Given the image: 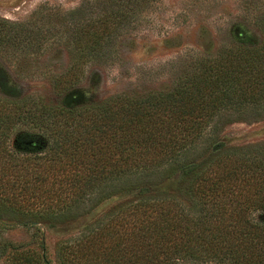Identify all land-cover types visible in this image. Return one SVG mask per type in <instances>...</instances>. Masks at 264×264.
<instances>
[{
    "label": "trees",
    "instance_id": "obj_1",
    "mask_svg": "<svg viewBox=\"0 0 264 264\" xmlns=\"http://www.w3.org/2000/svg\"><path fill=\"white\" fill-rule=\"evenodd\" d=\"M141 1L83 0L58 26L45 12L41 25L0 17V47L69 36L74 58L54 79L55 102L0 96V221L84 220L59 241L61 264H264V145L218 137L228 124L264 118V37L195 55L162 89L86 100L75 70L107 59ZM0 85L6 93L2 71ZM22 124L38 132L12 138ZM121 196L129 198L106 206Z\"/></svg>",
    "mask_w": 264,
    "mask_h": 264
},
{
    "label": "rangeland",
    "instance_id": "obj_2",
    "mask_svg": "<svg viewBox=\"0 0 264 264\" xmlns=\"http://www.w3.org/2000/svg\"><path fill=\"white\" fill-rule=\"evenodd\" d=\"M82 1L0 0V17L23 23L33 20L39 25L45 20L58 26V16L77 8ZM140 4L134 21L119 36H113L107 59L100 62L86 59L75 70V86L86 100L100 101L119 93L141 94L162 89L195 55L213 54L236 44L246 34L251 43L264 37L261 23L264 0H143ZM41 12H45L44 20ZM61 37L48 36L41 48L0 47V71L8 87L5 93L0 85V96L13 100L34 96L55 102L58 95L54 79L74 64L70 46L65 45L69 36ZM15 128L12 138L22 129L38 132L28 124ZM218 137L225 146L264 145V118L228 124ZM127 198L117 197L106 206L120 204ZM76 221L34 227L7 226L4 220L0 221V264H22L13 260L20 253L35 255V264H47L42 259L43 244L52 264H61L56 256L57 245L77 234L85 222Z\"/></svg>",
    "mask_w": 264,
    "mask_h": 264
}]
</instances>
